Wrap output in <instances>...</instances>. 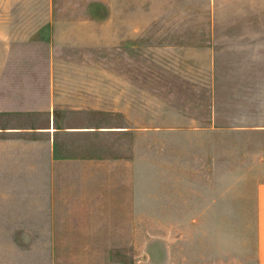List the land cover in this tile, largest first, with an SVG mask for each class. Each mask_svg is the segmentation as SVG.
<instances>
[{"label":"crops","instance_id":"crops-1","mask_svg":"<svg viewBox=\"0 0 264 264\" xmlns=\"http://www.w3.org/2000/svg\"><path fill=\"white\" fill-rule=\"evenodd\" d=\"M31 59L0 56V264H112L119 240L143 238L144 216L193 225L184 264H264V149L245 183L223 182L215 143L213 167H184L168 181L159 135L173 130L128 117L136 97L9 65ZM224 126L214 118L190 131ZM238 224H251L241 244Z\"/></svg>","mask_w":264,"mask_h":264},{"label":"rangeland","instance_id":"rangeland-1","mask_svg":"<svg viewBox=\"0 0 264 264\" xmlns=\"http://www.w3.org/2000/svg\"><path fill=\"white\" fill-rule=\"evenodd\" d=\"M8 55L33 58L11 66L56 69L64 80L109 88L112 97H136L128 117L173 130L159 135V151L170 156L159 171L168 181L184 167H213L212 143L222 152L224 183L257 177L264 149V0H0V56ZM214 118L229 126L216 135L190 131ZM149 218L136 245L119 240L112 264H184L193 225ZM250 226L238 224L240 244ZM249 252L240 245L242 259Z\"/></svg>","mask_w":264,"mask_h":264}]
</instances>
